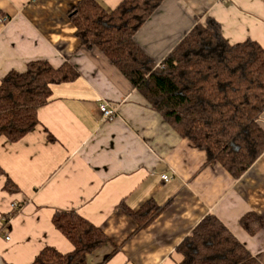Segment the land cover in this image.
Returning <instances> with one entry per match:
<instances>
[{
    "label": "crops",
    "instance_id": "crops-1",
    "mask_svg": "<svg viewBox=\"0 0 264 264\" xmlns=\"http://www.w3.org/2000/svg\"><path fill=\"white\" fill-rule=\"evenodd\" d=\"M77 1L0 0V80L32 60L55 68L68 62L79 73L53 86L31 133L16 143L0 138V264H32L46 246L71 252L51 223L56 211L69 210L111 239L113 247L96 251L89 264L110 253L104 264H178L175 248L208 215L264 264V228L249 235L238 223L247 213L264 220V153L235 180L182 139L98 50L79 48L68 18ZM95 1L111 11L122 0ZM197 17L217 21L229 45L264 48V0H165L135 40L159 65ZM100 105L114 111L111 120ZM256 122L264 131V110ZM7 178L18 192L4 190ZM148 200L159 213L137 229L125 209ZM12 209L18 213L4 226Z\"/></svg>",
    "mask_w": 264,
    "mask_h": 264
},
{
    "label": "trees",
    "instance_id": "trees-1",
    "mask_svg": "<svg viewBox=\"0 0 264 264\" xmlns=\"http://www.w3.org/2000/svg\"><path fill=\"white\" fill-rule=\"evenodd\" d=\"M165 0H122L104 10L95 0H78L68 13L80 49L98 50L144 98L147 105L184 140L239 179L264 153V131L256 119L264 110V48L252 41L229 45L213 18H196L188 34L157 65L135 40ZM79 76L68 62L55 68L46 60L29 61L0 80V138L20 141L38 126V110L52 98L53 86ZM49 140L53 138L49 136ZM6 176L0 167V177ZM4 190L19 188L6 179ZM141 229L159 213L148 200L125 209ZM18 211L3 216V225ZM51 223L72 246L69 253L42 248L32 264H89L111 239L75 210L56 211ZM249 235L264 220L247 213L238 221ZM178 264H261L212 215L205 216L175 248ZM111 257L108 254L104 264Z\"/></svg>",
    "mask_w": 264,
    "mask_h": 264
},
{
    "label": "built area",
    "instance_id": "built-area-1",
    "mask_svg": "<svg viewBox=\"0 0 264 264\" xmlns=\"http://www.w3.org/2000/svg\"><path fill=\"white\" fill-rule=\"evenodd\" d=\"M99 112L102 116V118L104 119L105 122H107L108 120H111L114 117V111L110 110L106 107V105H100L99 106ZM169 177L168 176H162V180L164 182L169 181ZM6 240H9V237L6 235L5 237Z\"/></svg>",
    "mask_w": 264,
    "mask_h": 264
},
{
    "label": "rangeland",
    "instance_id": "rangeland-1",
    "mask_svg": "<svg viewBox=\"0 0 264 264\" xmlns=\"http://www.w3.org/2000/svg\"><path fill=\"white\" fill-rule=\"evenodd\" d=\"M12 212H13V209H12ZM7 236H8V235H7ZM5 237H6V236H5ZM5 240H6V239H5ZM96 256H98V255L96 254ZM97 259H98V258H95L94 261H96Z\"/></svg>",
    "mask_w": 264,
    "mask_h": 264
}]
</instances>
